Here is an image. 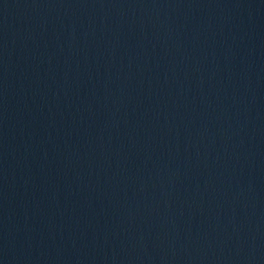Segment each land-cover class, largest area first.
I'll return each mask as SVG.
<instances>
[{"label":"water","instance_id":"obj_1","mask_svg":"<svg viewBox=\"0 0 264 264\" xmlns=\"http://www.w3.org/2000/svg\"><path fill=\"white\" fill-rule=\"evenodd\" d=\"M0 264H13L0 215Z\"/></svg>","mask_w":264,"mask_h":264}]
</instances>
